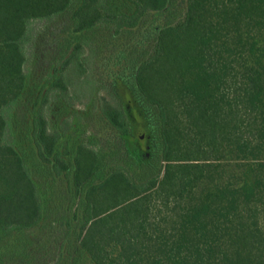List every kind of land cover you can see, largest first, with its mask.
<instances>
[{"label": "trees", "instance_id": "1", "mask_svg": "<svg viewBox=\"0 0 264 264\" xmlns=\"http://www.w3.org/2000/svg\"><path fill=\"white\" fill-rule=\"evenodd\" d=\"M167 4L0 0V249L41 218L40 190L15 132L29 86L23 68L29 23L117 33ZM134 83V100L125 93L102 111L127 145L132 127L123 101L132 104L137 125L143 112L153 126L149 155L135 160L137 179L112 165L91 182L108 154L77 145L73 185L76 193L85 187L78 248L91 264H264V0H186L182 20L158 29ZM53 88L66 91L61 75ZM31 134L37 159L55 174L65 171L56 150L60 132L49 127L42 103ZM136 148L145 153L141 138Z\"/></svg>", "mask_w": 264, "mask_h": 264}, {"label": "rangeland", "instance_id": "2", "mask_svg": "<svg viewBox=\"0 0 264 264\" xmlns=\"http://www.w3.org/2000/svg\"><path fill=\"white\" fill-rule=\"evenodd\" d=\"M185 8L186 0H168L165 10L150 11L138 26L117 33L113 28L101 27L74 34L62 31L47 20L29 23L23 66L29 86L19 106L23 120L16 123L15 132L40 190L42 210L35 226L16 230L0 249V264H91L76 242L85 190L84 187L76 193L73 185L77 145L103 148L108 154L109 161L91 182L102 179L112 165L124 167L135 179L139 177L133 164L137 157L149 155L152 124H146L143 112L141 125L134 123L132 104L123 101L131 122L132 143L122 144L119 133L103 114L102 106L104 103L117 106L119 97L125 93L133 100L136 98L137 64L151 54L158 29L182 20ZM76 42L80 48L74 50ZM73 51L72 60L64 64ZM59 75L66 86L65 92L48 89ZM41 103L49 127L60 132L56 150L68 164L60 174H55L36 156L31 134L32 115ZM141 136L146 148L140 154L136 147Z\"/></svg>", "mask_w": 264, "mask_h": 264}, {"label": "water", "instance_id": "3", "mask_svg": "<svg viewBox=\"0 0 264 264\" xmlns=\"http://www.w3.org/2000/svg\"><path fill=\"white\" fill-rule=\"evenodd\" d=\"M140 138L142 139V136Z\"/></svg>", "mask_w": 264, "mask_h": 264}]
</instances>
